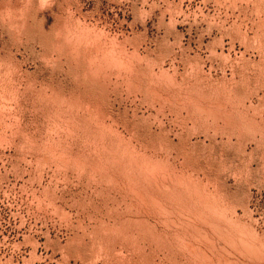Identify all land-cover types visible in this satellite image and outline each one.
I'll return each instance as SVG.
<instances>
[{"label": "rangeland", "instance_id": "374dc122", "mask_svg": "<svg viewBox=\"0 0 264 264\" xmlns=\"http://www.w3.org/2000/svg\"><path fill=\"white\" fill-rule=\"evenodd\" d=\"M0 264H264V0H0Z\"/></svg>", "mask_w": 264, "mask_h": 264}, {"label": "bare ground", "instance_id": "6f19581e", "mask_svg": "<svg viewBox=\"0 0 264 264\" xmlns=\"http://www.w3.org/2000/svg\"><path fill=\"white\" fill-rule=\"evenodd\" d=\"M153 172H155V171H153ZM159 173V172H158Z\"/></svg>", "mask_w": 264, "mask_h": 264}]
</instances>
